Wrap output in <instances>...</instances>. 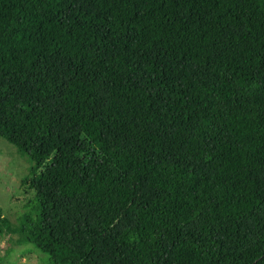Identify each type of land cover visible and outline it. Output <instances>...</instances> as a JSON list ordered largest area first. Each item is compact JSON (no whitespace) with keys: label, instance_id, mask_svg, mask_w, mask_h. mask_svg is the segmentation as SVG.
<instances>
[{"label":"trees","instance_id":"1","mask_svg":"<svg viewBox=\"0 0 264 264\" xmlns=\"http://www.w3.org/2000/svg\"><path fill=\"white\" fill-rule=\"evenodd\" d=\"M0 138L42 264H264V0H0Z\"/></svg>","mask_w":264,"mask_h":264},{"label":"rangeland","instance_id":"2","mask_svg":"<svg viewBox=\"0 0 264 264\" xmlns=\"http://www.w3.org/2000/svg\"><path fill=\"white\" fill-rule=\"evenodd\" d=\"M28 167L29 162L0 138V255L6 253L7 264H42L37 253L23 250L26 244L16 241V233L4 230L6 221L17 225L19 216L29 208L32 192L21 183Z\"/></svg>","mask_w":264,"mask_h":264}]
</instances>
